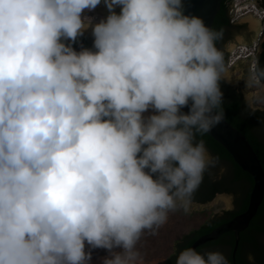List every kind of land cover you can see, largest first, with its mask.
Segmentation results:
<instances>
[{"label":"clouds","instance_id":"obj_1","mask_svg":"<svg viewBox=\"0 0 264 264\" xmlns=\"http://www.w3.org/2000/svg\"><path fill=\"white\" fill-rule=\"evenodd\" d=\"M257 1L234 0L230 15L264 23ZM100 2L0 0V264H87L85 242L109 251L104 264H137L142 233L188 212L219 162L196 136L224 119L226 69L247 61L246 88L264 81L261 32L224 64L221 33L182 0H104L95 51L62 42ZM176 264L229 261L186 248Z\"/></svg>","mask_w":264,"mask_h":264},{"label":"trees","instance_id":"obj_2","mask_svg":"<svg viewBox=\"0 0 264 264\" xmlns=\"http://www.w3.org/2000/svg\"><path fill=\"white\" fill-rule=\"evenodd\" d=\"M228 7V0H223L211 28L213 31L221 33L220 38L215 41V44L222 53L223 44L233 39L234 33H239L241 27L240 25L233 28L232 31L228 30L234 26L228 14ZM262 7L264 8V6ZM80 40H85L84 49L95 51L94 43L90 42L84 36L76 38L75 41L69 44L73 48ZM227 57L228 54L223 53L224 64L227 63ZM256 68L264 69V43L263 50L258 55ZM220 88L223 93L222 107L224 109V117L247 137L264 167V108H252L248 106L245 103L243 92L235 91L224 79L220 81ZM196 139L198 141L203 140L209 153L213 157H219V162L215 167L205 171L203 181L193 193L191 202L206 204L212 201L218 194L229 193L234 195L235 208L224 210L221 214L209 216L198 227L181 233L180 237L170 238L168 236L169 229L164 230L158 228L154 233L151 230H145L136 244V250L140 254V259L137 264L151 262L160 258L163 259L164 264H176L177 257L182 250L190 248L193 242L201 235L212 231L218 225L245 211L248 206L249 195L253 186L251 176L208 133L203 135L197 134ZM224 167L225 170L222 171ZM170 213V215H173V218L177 214L184 215L185 212L182 208H178ZM163 225L166 228L171 223L170 221H166ZM234 245V233L227 232L221 235L218 240L200 246L197 252L203 254L210 251H219L225 255L229 264H264V200L249 227L241 232V240L236 251V259L232 255ZM248 248L250 249L249 252L246 250ZM85 250L91 253V259L88 261L90 262L89 264H100L101 262L104 264L105 258L110 255L107 249L91 248L87 242H85ZM115 251H119V249H115ZM250 254H252L253 258L249 256Z\"/></svg>","mask_w":264,"mask_h":264},{"label":"water","instance_id":"obj_3","mask_svg":"<svg viewBox=\"0 0 264 264\" xmlns=\"http://www.w3.org/2000/svg\"><path fill=\"white\" fill-rule=\"evenodd\" d=\"M222 2L223 0H182V10L185 15H195L200 17L204 24L211 29ZM120 10V6L115 7L117 14ZM93 11L98 14L99 20L92 21L85 19L87 27L82 31L90 36H93V26L109 15V11L104 3V0H101L100 4L93 9ZM239 20L256 30L254 31V39L252 41L248 43H239V45L251 47L253 46V41H258L260 30L263 27V21L259 17L254 18L252 13L240 18ZM243 39L244 37L242 32H235L232 41L226 42V47L231 52L238 46L236 45V42H242ZM82 49L83 47L78 45L74 50L80 52ZM189 106L183 107L181 111L185 113L188 112ZM153 111L154 110L150 108L143 115L147 117L153 114ZM208 134L219 142L233 157L234 161L251 176L253 186L249 195L248 206L245 211L218 225L212 231L201 235L193 242L190 248H194L197 251L200 246L217 240L224 233L233 232L235 236L233 258H235L239 241L241 239V232L249 227L264 200V167L247 137L239 129L227 121L225 117L221 123L213 127ZM224 170L225 167L222 168V171ZM221 213L222 212L218 214Z\"/></svg>","mask_w":264,"mask_h":264},{"label":"rangeland","instance_id":"obj_4","mask_svg":"<svg viewBox=\"0 0 264 264\" xmlns=\"http://www.w3.org/2000/svg\"><path fill=\"white\" fill-rule=\"evenodd\" d=\"M243 12H245V10H243ZM251 13L252 12H248V14ZM238 14L239 13L236 12L235 10L234 15L238 16ZM252 14L254 18L257 17V15H255L254 13ZM82 17L85 18L86 20H92V21L99 20L98 14L93 10H87V9L84 10V12L82 13ZM235 50L236 48L233 49L232 51ZM248 65L249 63L247 61H243L241 63L236 64L232 68H227L225 71V76L229 77L230 79H225V80L231 85L240 88L242 90L246 101L251 107L264 108V100L256 99L257 96L264 98V84L262 83L260 87H253L251 89L246 88L245 80L250 75L247 71ZM234 208H235V203H234L233 194H229V193L218 194L212 201L206 204H198L191 202L189 211L185 212L184 215L177 214V216H174L172 218L173 215H170L171 214L170 212H174V211H169L168 218L166 221H170L171 225H169V227L166 228L164 227V225H161L159 228L164 230L169 229L170 232L168 233V236L170 238L180 237L181 233L189 231L192 228L198 227L209 216H214L215 214L223 212L224 210H231ZM89 263L90 262H88L87 264ZM100 264H103V262H101ZM143 264H164V261L162 258H160L151 262H143Z\"/></svg>","mask_w":264,"mask_h":264},{"label":"flooded vegetation","instance_id":"obj_5","mask_svg":"<svg viewBox=\"0 0 264 264\" xmlns=\"http://www.w3.org/2000/svg\"><path fill=\"white\" fill-rule=\"evenodd\" d=\"M233 1L234 0H228V2H229V7H228V14L230 15V11L232 10V5H233ZM258 2V4H259V6L260 7H262V6H264V0H258L257 1ZM263 8V7H262ZM230 18H231V23L234 25L233 27H231V28H229L228 30L229 31H232V29L233 28H235V27H238V26H240L241 25V27H240V32H242L243 33V37H244V39L242 40V42H240V41H237L236 42V45H239V43H248V42H250V41H252L253 39H254V36H253V34H254V31H256L254 28H252V27H250L249 25H247L246 23H244V22H241L240 20H235L231 15H230ZM260 32H261V36H260V38H259V42H260V52L263 50V43H264V26L261 28V30H260ZM81 36H84V37H87L88 38V40L90 41V42H92V43H94V37L93 36H90L89 34H87V33H84V32H82V34H80V35H78L77 36V38H79V37H81ZM228 41H232V39L231 40H228ZM228 41H226V42H228ZM63 42L64 43H66V44H69L70 42H72V40H63ZM226 42L223 44V47H222V49H223V53H229L230 52V50L226 47ZM82 46L83 47V49H84V45H85V40H80V41H78L77 42V44L75 45V47H73L74 49L76 48V46ZM225 80V79H224ZM225 82L226 83H228L226 80H225ZM235 91H237V92H240V93H242L241 92V89H239V88H237V87H235V86H233V85H231L230 83H228ZM243 94V93H242ZM243 97H244V94H243ZM244 99H245V97H244ZM245 103L248 105V106H250L249 104H248V102L246 101V99H245ZM251 107V106H250ZM252 108H254V107H252ZM209 152V151H208ZM221 194H225V193H221ZM235 201V200H234ZM235 203V202H234ZM243 232V231H242ZM220 238V237H219ZM218 238V239H219ZM217 239V240H218ZM241 240V239H240ZM214 241H216V240H214ZM212 242V241H211ZM240 242V241H239ZM239 246V245H238ZM209 249V248H208ZM210 250H211V248H210ZM248 252H249V248L248 249H246ZM244 254H245V251H244ZM233 255V254H232ZM249 256H251V258H253L252 257V254H250ZM234 259H236V255H235V258Z\"/></svg>","mask_w":264,"mask_h":264},{"label":"built area","instance_id":"obj_6","mask_svg":"<svg viewBox=\"0 0 264 264\" xmlns=\"http://www.w3.org/2000/svg\"><path fill=\"white\" fill-rule=\"evenodd\" d=\"M263 15H264V12H263ZM241 53H238V54H233V56L231 57V60H230V64H234L236 62V60L240 57ZM254 68V67H253Z\"/></svg>","mask_w":264,"mask_h":264},{"label":"bare ground","instance_id":"obj_7","mask_svg":"<svg viewBox=\"0 0 264 264\" xmlns=\"http://www.w3.org/2000/svg\"><path fill=\"white\" fill-rule=\"evenodd\" d=\"M249 12H252V11H249ZM253 13V12H252ZM258 17V16H257Z\"/></svg>","mask_w":264,"mask_h":264}]
</instances>
